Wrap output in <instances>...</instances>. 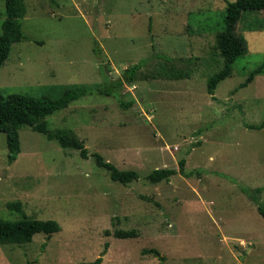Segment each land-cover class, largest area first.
Returning a JSON list of instances; mask_svg holds the SVG:
<instances>
[{
	"label": "rangeland",
	"instance_id": "rangeland-1",
	"mask_svg": "<svg viewBox=\"0 0 264 264\" xmlns=\"http://www.w3.org/2000/svg\"><path fill=\"white\" fill-rule=\"evenodd\" d=\"M235 1L25 0V39L0 69L1 95L58 100L68 86L103 85L148 64L118 98L95 93L46 118L51 130L81 140L89 159L22 126L21 152L9 164L0 133V219H22L8 206L21 203L29 218L61 227L49 240L40 233L0 245V264H264V218L240 189L262 188L264 201V129L249 128L264 122V70L241 87L264 63V11L243 15L246 53L215 95L207 92L224 67L216 39ZM5 13L0 0V35ZM160 63L190 78L156 76ZM95 153L140 179L113 182ZM182 159L195 175L146 179L179 171ZM116 230L138 237L118 239ZM151 249L164 261L143 254Z\"/></svg>",
	"mask_w": 264,
	"mask_h": 264
},
{
	"label": "trees",
	"instance_id": "trees-1",
	"mask_svg": "<svg viewBox=\"0 0 264 264\" xmlns=\"http://www.w3.org/2000/svg\"><path fill=\"white\" fill-rule=\"evenodd\" d=\"M6 13L2 25V34L0 35V69L9 59L12 47L25 39L22 21L27 15L25 0H5ZM264 11V0H236L228 3L226 16L224 19L225 28L217 35L216 48L220 57L224 60V67L218 73L212 75L207 82V92L211 96L219 84L229 78L233 73V65L242 58L247 50L246 41L237 33V27L246 12ZM162 56H159L161 58ZM163 58V57H162ZM167 61L169 58L164 57ZM148 64L147 60H142L133 67L125 70L123 77L112 80L103 85L85 86L76 85L66 87L64 94L58 100H53L48 96H31L24 94H12L3 96L0 94V133L6 135L8 148V163L13 164L17 161L21 152V142L19 129L22 126L29 127L32 131L41 133L48 140L57 141L63 149H72L80 152L83 159H89L90 154L84 143L74 136L71 132L65 130H51L46 118L55 113L69 108L74 102L81 98L93 95L95 93L118 98L119 92L126 85L132 86L138 79L140 71ZM264 70V63L252 71L245 83L241 85L245 88L252 83L256 76ZM154 75V74H153ZM155 75L173 80L189 79L190 75L183 73L174 66H168L160 63L155 70ZM155 77V76H154ZM124 104L125 107H130ZM250 129H264V122L259 126H249ZM99 168L109 172L110 179L113 182L129 185L140 179L135 171H123L114 164L107 162L104 157L95 153L92 155ZM180 170L158 169L149 174L146 179L152 184H159L164 181H170L173 176L182 174L189 178L195 175L185 173L186 160L180 161ZM250 200L254 202L257 211L264 218V201L262 199L263 189L256 190L240 188ZM11 210L15 209L22 214V219L17 221H8L0 219V245L6 244H29L37 234H45L47 240L60 232L61 227L55 220H38L29 218L23 211L21 203H11L8 205ZM114 236L118 239L137 238L138 233L135 230L123 231L116 230ZM108 248V245H106ZM144 255H153L164 261L157 249L144 250ZM103 258H98L93 264H102Z\"/></svg>",
	"mask_w": 264,
	"mask_h": 264
}]
</instances>
